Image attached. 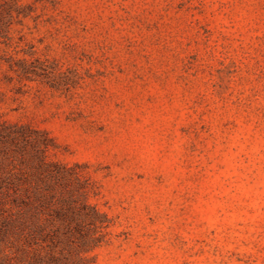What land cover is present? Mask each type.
Here are the masks:
<instances>
[{"label":"rangeland","instance_id":"obj_1","mask_svg":"<svg viewBox=\"0 0 264 264\" xmlns=\"http://www.w3.org/2000/svg\"><path fill=\"white\" fill-rule=\"evenodd\" d=\"M3 124L0 264H264V0H0Z\"/></svg>","mask_w":264,"mask_h":264},{"label":"trees","instance_id":"obj_2","mask_svg":"<svg viewBox=\"0 0 264 264\" xmlns=\"http://www.w3.org/2000/svg\"><path fill=\"white\" fill-rule=\"evenodd\" d=\"M0 127V137L3 139V144L12 147L15 149L14 151H16L22 142L21 148L25 150V153H27V150L30 151L32 154V162H34V158L39 160V169L46 165L48 149L53 146L52 139L49 138L46 133L29 129L26 126L9 125L6 127L3 124L0 125ZM45 190H48V188H45ZM11 191L16 194L19 192V189L15 186ZM83 208H86V206ZM94 214L101 216L96 211Z\"/></svg>","mask_w":264,"mask_h":264}]
</instances>
